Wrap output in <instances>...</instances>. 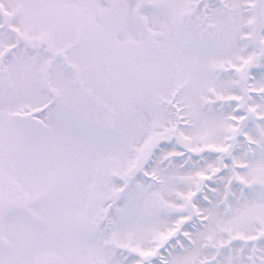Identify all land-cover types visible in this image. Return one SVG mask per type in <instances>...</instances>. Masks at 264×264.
Masks as SVG:
<instances>
[{
    "label": "snow or ice",
    "instance_id": "snow-or-ice-1",
    "mask_svg": "<svg viewBox=\"0 0 264 264\" xmlns=\"http://www.w3.org/2000/svg\"><path fill=\"white\" fill-rule=\"evenodd\" d=\"M0 264H264V0H0Z\"/></svg>",
    "mask_w": 264,
    "mask_h": 264
}]
</instances>
